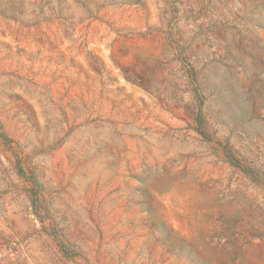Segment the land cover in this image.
I'll return each instance as SVG.
<instances>
[{"label":"rangeland","instance_id":"obj_1","mask_svg":"<svg viewBox=\"0 0 264 264\" xmlns=\"http://www.w3.org/2000/svg\"><path fill=\"white\" fill-rule=\"evenodd\" d=\"M0 264H264V0H0Z\"/></svg>","mask_w":264,"mask_h":264}]
</instances>
